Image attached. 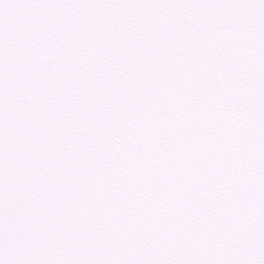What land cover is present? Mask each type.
<instances>
[{"label": "snow or ice", "instance_id": "obj_1", "mask_svg": "<svg viewBox=\"0 0 264 264\" xmlns=\"http://www.w3.org/2000/svg\"><path fill=\"white\" fill-rule=\"evenodd\" d=\"M0 264H264V0H0Z\"/></svg>", "mask_w": 264, "mask_h": 264}]
</instances>
